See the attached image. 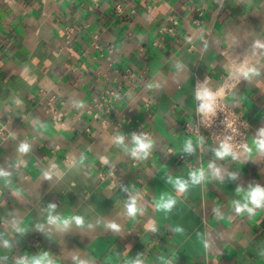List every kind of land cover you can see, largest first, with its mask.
<instances>
[{"label":"crops","instance_id":"1","mask_svg":"<svg viewBox=\"0 0 264 264\" xmlns=\"http://www.w3.org/2000/svg\"><path fill=\"white\" fill-rule=\"evenodd\" d=\"M132 9L126 0H0V170L9 173L0 176V264L45 254L42 264H264V207L236 211L254 207L250 186L264 187L253 143L264 128V48L255 46L264 0H133ZM172 20L175 36L160 42ZM249 68L259 74L245 79ZM112 89L107 117L99 97ZM204 90L225 91L249 124L251 152L220 158L205 132L182 131ZM133 134L153 142L137 167ZM108 170L114 182L99 178ZM175 178L188 181L184 193ZM161 196L176 200L171 210L156 208Z\"/></svg>","mask_w":264,"mask_h":264},{"label":"built area","instance_id":"2","mask_svg":"<svg viewBox=\"0 0 264 264\" xmlns=\"http://www.w3.org/2000/svg\"><path fill=\"white\" fill-rule=\"evenodd\" d=\"M94 3L99 2L100 0H90ZM132 1L126 0L128 5L131 7V14H134L135 11L132 9ZM124 6L122 4H118L115 7V12L117 16H122L124 13ZM198 18L202 16V11L200 9H196ZM194 23L199 24V19H196ZM178 22L176 20H172L168 25L159 29L160 42L165 40V36H175L177 32ZM69 35L72 30H67ZM155 45H159V41L154 43ZM129 77H134V75L129 74ZM227 90V89H226ZM226 93L225 91H221L218 93H214L211 96V100L207 101L210 103L212 107V111L210 112H200L199 116L193 122H186L182 125V131L188 135H194L199 137L202 132L206 133L208 140L211 143H216L221 145L222 143H227L232 147L235 156H237L240 152L248 147V133H249V124L248 122L240 115L235 113L225 100ZM116 93L115 91L108 90L102 97H99L100 101L104 105L103 110L104 114L107 117H111L113 115V107L115 103ZM204 100H201V104L204 103ZM62 105V102H59ZM53 105V104H52ZM50 105V113L52 114V118L54 123L61 127L63 124L61 122V114L56 110L55 106ZM201 106V105H200ZM89 115L93 117V119L98 118V114H93L91 111L88 112ZM105 123H108L105 120ZM116 130V128L114 129ZM149 138V135H145ZM169 153H172V150H168ZM232 156V155H231ZM233 157V156H232ZM182 158V157H181ZM130 161L132 166L137 167L141 161V157H130ZM118 177L117 170H108L99 172V178L102 181H111L114 182Z\"/></svg>","mask_w":264,"mask_h":264},{"label":"clouds","instance_id":"3","mask_svg":"<svg viewBox=\"0 0 264 264\" xmlns=\"http://www.w3.org/2000/svg\"><path fill=\"white\" fill-rule=\"evenodd\" d=\"M257 48H264V44L260 43L259 41H257L256 45ZM243 76L245 79L249 78L252 75H258L259 73L257 72V70L255 68H249L247 71H243L242 72ZM211 96L212 94L210 93V91L208 90H204L202 92H200L198 94V99H202L205 102L201 104L199 111L200 112H210L212 111V107L210 105V103H208L207 101L211 100ZM132 140L134 142V146L131 149V154L133 157H147L151 148H152V140L149 139L147 136L144 135H135L133 134L132 136ZM116 143L118 145H123L124 144V137L123 136H118L116 138ZM255 147L259 150L264 152V128H261L259 130V139H255L253 141ZM187 150L191 151L192 149V143L191 141H188L187 145H186ZM30 149V145L27 143H21L19 146L18 151L21 153H27ZM248 152H251L252 149L251 148H247L245 149ZM216 155L220 158H223L225 156H229L232 155L233 159H235V153L232 150V147L227 144V143H222L220 145L219 150H217ZM105 163L107 162L106 160L104 161ZM217 175L219 174V170H217ZM9 175V173L0 170V176H7ZM47 178H50V176H48V174H45ZM205 176V172L204 169L201 168L198 171H192L190 173V179H191V183L192 184H199ZM171 183H174L175 188L177 190L178 194H182L184 193L189 186L188 181L182 179V178H175L174 180L170 181ZM237 191H240V189H237ZM246 200L251 203L254 207L250 208L248 207V204H244V205H240L239 203L236 204V211L239 212H243L245 209H247L249 212L254 211V208H260V207H264V187H261L259 185H256L254 187L250 186L249 191L246 193L245 196ZM176 203V200L174 198H172L171 196L165 197V196H161L159 202L156 204V208L158 209H164V210H171V208L173 207V205ZM51 207H54V205H52ZM129 208V215H135L137 212V207H136V201L135 199H133L130 204L128 205ZM76 223L78 224H82L83 220L81 217H74L73 218ZM49 222L50 223H56L57 222V218L56 217H49ZM61 223H63L64 225H67L69 223L68 220H63L60 221ZM113 228H118L117 225L113 224L110 225ZM149 228H152V225L149 224L148 225ZM48 257L47 254H45L44 256L40 257L39 259H34L31 264H42V261H47ZM18 264H30V262L27 259H22L18 262ZM48 264H50V262H48Z\"/></svg>","mask_w":264,"mask_h":264}]
</instances>
